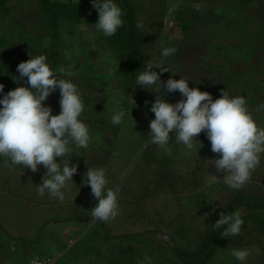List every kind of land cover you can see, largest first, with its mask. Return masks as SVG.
<instances>
[{
	"label": "rangeland",
	"instance_id": "rangeland-1",
	"mask_svg": "<svg viewBox=\"0 0 264 264\" xmlns=\"http://www.w3.org/2000/svg\"><path fill=\"white\" fill-rule=\"evenodd\" d=\"M114 2L125 23L106 37L96 29L92 0H0V99L22 82L19 63L46 55L53 71L77 86L85 105L80 119L91 137L87 149L70 144V164L78 169L62 189L63 201L37 194L43 165L33 173L6 166L0 157V264L8 249L3 240L12 241L13 264H30L33 257L49 264H240L233 249L252 250L244 264H264V154L251 179L234 190L216 172L212 160L220 157L205 132L196 137L203 145H196L198 154L185 155L175 140L171 155L164 153L147 139L156 94L136 83L139 73L163 60L169 71L162 81L182 76L213 100L222 90L244 96L264 128V0ZM164 47L176 51L163 58ZM60 68L72 76L60 74ZM26 80L23 86L29 87ZM117 91L118 105L111 100ZM129 96V106L136 107L128 106ZM181 98L179 91L164 96L173 104ZM60 99L57 89L44 102L53 115L61 112ZM121 108L125 123L113 125ZM97 167L106 170V187L119 194V215L108 222L91 217L98 200L85 174ZM227 205L241 215L240 234L225 238L223 226L209 256H193L209 251L214 223Z\"/></svg>",
	"mask_w": 264,
	"mask_h": 264
},
{
	"label": "clouds",
	"instance_id": "clouds-1",
	"mask_svg": "<svg viewBox=\"0 0 264 264\" xmlns=\"http://www.w3.org/2000/svg\"><path fill=\"white\" fill-rule=\"evenodd\" d=\"M92 7L98 12L96 29L106 37L115 35L125 23L122 19L124 13L114 0H92ZM195 7L199 10V5ZM137 27L143 28V23H138ZM175 51L174 47H164L162 57L167 58ZM153 67L159 68L160 72L152 71ZM17 71L22 82L27 78L29 87L18 86L0 99V157L5 158L6 166L10 162L12 166H23L33 173L43 165L46 172L42 183L37 185V194L43 197L47 193L63 201L62 189L68 182H73L78 169V165L70 164V144L87 149L91 140L88 126L80 119L85 105L77 86L70 79L60 78L50 67L46 55L31 56L18 64ZM166 71L169 70L161 60L159 65H149L137 77L139 87L156 94L150 109L155 118L149 124L148 143L171 155L170 142L175 140L176 144L183 145L185 155L198 154L201 147L197 149L196 145L202 143L196 137L205 132L211 151L220 157L212 160L216 172L224 174L222 180L228 187L242 188L251 179L264 154V128L257 125L245 97H230L226 90H222L221 97L213 100L209 92L190 88L188 79L182 76L179 80L169 78L162 81L161 74ZM58 72L72 76V72L64 68ZM57 89L61 94V112L53 115L52 108L45 106L44 102ZM176 91L182 97L178 102L173 104L164 99ZM3 92L4 85L0 84V93ZM120 96L119 91L115 92L112 103L118 105ZM132 106L137 105L131 102L129 107L134 108ZM260 107L264 108V105ZM124 116L122 108L117 110L111 118L112 124L125 123ZM170 133L175 134L174 138ZM85 176L86 185L98 200L91 209L92 219L101 222L115 219L119 215V194L106 187V170L103 167L88 168ZM211 176L214 180L221 179ZM242 224L239 212H221L214 226L215 229L226 226L222 236L228 238L238 236ZM251 254V249H233L231 252L240 264H244ZM31 264H39L38 259L33 258Z\"/></svg>",
	"mask_w": 264,
	"mask_h": 264
},
{
	"label": "trees",
	"instance_id": "trees-1",
	"mask_svg": "<svg viewBox=\"0 0 264 264\" xmlns=\"http://www.w3.org/2000/svg\"><path fill=\"white\" fill-rule=\"evenodd\" d=\"M76 5L77 4H72L71 5V7L72 8H74V7H76ZM14 75H17L16 73H14L13 74V76ZM16 77V76H15ZM18 78V77H17ZM23 86L24 85V82H20L18 85H17V87L18 86ZM12 86H14V84H12ZM256 206V205H255ZM256 207H258V205L256 206ZM232 210H233V205H227L226 206V208L224 209V211L223 212H225V214H229V213H232ZM223 227V226H222ZM221 227V228H222ZM220 228V229H221ZM220 229H213V231H212V236H211V238H210V240H209V247H208V249H209V251H207L206 253L205 252H202V251H199V252H196V253H194L195 255H193V256H201V255H203V258L202 259H204V258H206L207 256H209V254L213 251V248L215 247V244H216V242H217V237H218V231L217 230H220ZM189 263L190 264H193L192 263V261H189Z\"/></svg>",
	"mask_w": 264,
	"mask_h": 264
},
{
	"label": "crops",
	"instance_id": "crops-1",
	"mask_svg": "<svg viewBox=\"0 0 264 264\" xmlns=\"http://www.w3.org/2000/svg\"><path fill=\"white\" fill-rule=\"evenodd\" d=\"M3 244H6L7 245L6 247L8 248L7 250L3 251V254H4V256H3V259H4L3 264H13L12 257H11V252H12L11 251V244H12V241L11 240H8V241L3 240ZM6 252L9 254L8 258H7V261H6ZM61 257H62L61 253H59L57 258H56V261L60 263L61 260H62Z\"/></svg>",
	"mask_w": 264,
	"mask_h": 264
},
{
	"label": "built area",
	"instance_id": "built-area-1",
	"mask_svg": "<svg viewBox=\"0 0 264 264\" xmlns=\"http://www.w3.org/2000/svg\"><path fill=\"white\" fill-rule=\"evenodd\" d=\"M33 258H37L39 261V264H49V261L47 259L39 258V257H33ZM33 258L30 259V264Z\"/></svg>",
	"mask_w": 264,
	"mask_h": 264
}]
</instances>
